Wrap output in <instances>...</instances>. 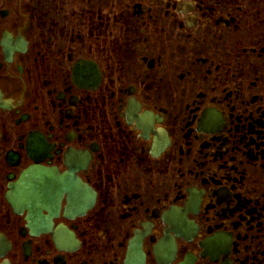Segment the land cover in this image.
<instances>
[{"label":"flooded vegetation","instance_id":"flooded-vegetation-1","mask_svg":"<svg viewBox=\"0 0 264 264\" xmlns=\"http://www.w3.org/2000/svg\"><path fill=\"white\" fill-rule=\"evenodd\" d=\"M0 264H264V0H0Z\"/></svg>","mask_w":264,"mask_h":264}]
</instances>
